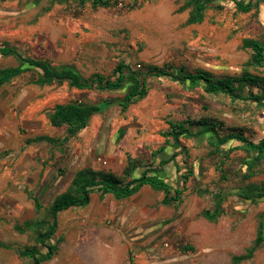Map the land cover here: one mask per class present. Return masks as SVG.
Wrapping results in <instances>:
<instances>
[{"label":"rangeland","instance_id":"374dc122","mask_svg":"<svg viewBox=\"0 0 264 264\" xmlns=\"http://www.w3.org/2000/svg\"><path fill=\"white\" fill-rule=\"evenodd\" d=\"M185 3L123 0L117 7L94 8L75 0H0V48L13 47L54 68L71 67L84 78L97 73L111 76L120 62L144 72L170 66L186 74L204 70L215 78L243 72L264 76V67L250 65L251 49L243 48L246 39L264 45V1L250 13H241L233 2L225 1L221 10L208 9L204 19L193 24ZM18 65L14 57L0 55V69ZM37 80L38 72L29 71L0 88V264H30L20 251L36 244V233L19 232L15 226L27 218L50 219L53 201L70 189L79 171L90 168L123 178L130 161L136 160L139 167L132 178H139L163 146L166 154H178L180 175L191 168L194 172L179 200L164 205L163 192L143 187L139 193L143 197L135 204L139 213L146 204L148 218L138 220L136 227L132 222L89 227L82 213L86 207L68 209L69 214L62 211L50 243L62 241L54 258L43 264H78L73 247L92 251L95 261L82 255L78 261L82 264H233V257L245 255L253 246L264 200L244 204L237 194L249 182H264V171L243 181V151L231 153L221 165L224 159L209 154L206 137L182 140L189 151L186 155L170 139L167 144L162 133L170 123L206 118L221 125V135L238 130L259 142L264 138L263 107L208 95L200 86L151 77L144 99L126 112L116 105L107 107L76 137L65 140L66 128L50 122L57 105L75 100L100 104L123 97L124 91L77 90L67 83L41 87ZM39 136L54 142L31 143ZM175 171L173 163L166 167L172 183ZM92 195L105 197L99 192ZM218 195L223 199L222 211L210 222L203 215L216 210ZM69 216L80 221L75 235ZM114 233L123 243L106 249L102 242ZM240 264H264V244Z\"/></svg>","mask_w":264,"mask_h":264},{"label":"trees","instance_id":"16d2710c","mask_svg":"<svg viewBox=\"0 0 264 264\" xmlns=\"http://www.w3.org/2000/svg\"><path fill=\"white\" fill-rule=\"evenodd\" d=\"M6 1V0H2ZM67 1V0H63ZM84 5L90 3L92 7L113 8L117 7L123 0H75ZM231 1L235 4L237 11L241 13H250L255 7H258L257 0L245 2L243 0H186L184 9L190 10L189 23H199L204 19L205 12L208 9L221 10L223 2ZM243 48H250L252 51L250 65L254 67H264V45L255 39H246ZM0 55L5 57H14L19 63L18 67L0 69V88L12 79L29 71L38 72L36 84L41 87L49 86L55 83H67L69 87L77 90H95L102 92H122L124 96L116 100H105L102 103L92 104L82 101H71L66 104H59L54 112L50 114V122L53 127L66 128L65 140L76 137L80 132L90 125L93 116L102 113L109 106L116 105L126 112L131 105H134L148 95V80L151 77L168 78L175 83L185 86H200L208 95H225L232 101H251L264 108V76L255 75L250 72H243L236 77L215 78L207 71L195 73H181L171 70L172 67L164 66L162 68L150 67L145 72L138 70L125 62H120L113 70L111 76L103 74H93L88 78L81 76L77 70L71 67L54 68L48 62L35 57L25 56L15 48L8 46L0 48ZM217 122L211 119L201 118L199 120L186 119L178 123H170L169 130L162 133V136L171 144L181 148L188 155L189 151L182 146V140L197 139L206 137V141L211 148L210 155L221 157V165H225L226 157L231 153L241 150L246 154L244 167L246 171L242 175L243 181H250L259 172L264 171V138L259 142H254L245 136L244 132L234 130L227 135H221ZM120 135V134H119ZM54 142L52 138L39 136L31 142ZM163 154V155H162ZM155 155V163L141 173L139 178H132V173L137 171L138 164L136 160H131L129 167L125 171L123 178L111 173L96 172L90 168L79 171L70 187V189L56 197L50 207V219L31 220L24 222L23 225H16L19 232L33 230L36 233V244L26 247L20 251V256L28 259L30 264H43L53 259L58 251L62 240L51 244L58 231V216L62 211L75 207H85L90 203L91 195L99 192L101 196L111 195L114 199L126 200L137 194L143 187L150 186L153 190L163 192L164 205H171L181 198L186 188V183L194 173L191 171L187 175H180V165L178 154H166V147H161ZM166 155V156H165ZM224 157V158H223ZM174 165L175 178L166 173V167ZM226 178V176H224ZM175 184V186H174ZM174 189V191H172ZM238 197L244 204L255 205L264 200V182H249L238 192ZM216 210L214 212L206 211L204 217L215 222L221 214L223 199L218 195ZM37 211L42 207L39 200L35 199ZM264 244V216L260 220L258 232L253 246L245 255L233 257V264H240L254 257L255 252Z\"/></svg>","mask_w":264,"mask_h":264},{"label":"crops","instance_id":"0c3cea01","mask_svg":"<svg viewBox=\"0 0 264 264\" xmlns=\"http://www.w3.org/2000/svg\"><path fill=\"white\" fill-rule=\"evenodd\" d=\"M42 142H47V141L41 140L40 142H36V143H42ZM31 143H35V142H31ZM31 143H29V144H31ZM146 189H148V188L145 186V190ZM150 192H151V190H149V194H150ZM139 193H140V191L137 194H135L134 196L130 197L129 199L120 200V201L114 199V197L111 195H107V197L105 196L104 199H101L100 196L97 197V199H94V197H92L93 195H91L90 203L87 206H85L86 209L82 210V213L85 214L87 217L86 221H87L88 226L91 227L92 225L97 224V223L98 224L103 223L104 225L111 226V224L115 225V223H117V225H119V227H120L121 225H125L127 222L129 224L132 222V223H135V227H136L137 226L136 223L138 220L141 222V221H144L148 218V216L146 215V212L148 209H145L146 204L144 203L145 206H143L141 208L143 211L140 213H139V210L135 204V202L138 198L143 197V195L142 194L140 195ZM94 201L96 203H94ZM123 201H126V203H121ZM132 204H135V205H132ZM123 205H126V206H123ZM70 211L71 210H66V214H69ZM74 215H75V213H74ZM68 219L73 225L72 229H73V231H75L74 235L77 234L78 225H76V223H80V221L76 220L75 216H69ZM31 220H32L31 218H27L24 220V222L31 221ZM33 220H37V219H33ZM118 237L119 236L114 233L113 237L110 238L109 241H107V242L104 241V242H102V244L105 246L106 249L113 250V248L117 247L120 242L123 243L122 241H120V239ZM129 239H131V238L129 237ZM133 239H137V238L135 237ZM123 240L125 242V239H123ZM71 250L73 252V255L76 256L75 261H77L78 264H82V263L78 262V261H80L79 258L82 255L85 258H87L88 260H92L93 262L95 261V259L91 256L92 251H84V249L80 250V249H77V247H73V248H71ZM86 252H88V253H86ZM66 257H68L69 262L72 261V259L70 258L69 255ZM119 260H120V258H119Z\"/></svg>","mask_w":264,"mask_h":264}]
</instances>
